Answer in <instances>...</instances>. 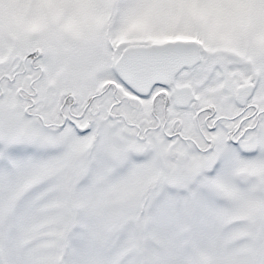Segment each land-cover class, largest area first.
<instances>
[{
	"label": "snow or ice",
	"instance_id": "1",
	"mask_svg": "<svg viewBox=\"0 0 264 264\" xmlns=\"http://www.w3.org/2000/svg\"><path fill=\"white\" fill-rule=\"evenodd\" d=\"M0 264H264V0H0Z\"/></svg>",
	"mask_w": 264,
	"mask_h": 264
}]
</instances>
